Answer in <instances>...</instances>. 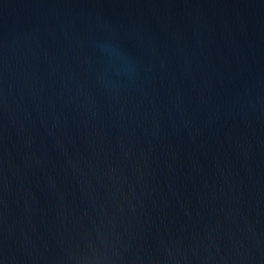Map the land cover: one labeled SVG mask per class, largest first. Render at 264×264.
<instances>
[{
	"label": "water",
	"instance_id": "water-1",
	"mask_svg": "<svg viewBox=\"0 0 264 264\" xmlns=\"http://www.w3.org/2000/svg\"><path fill=\"white\" fill-rule=\"evenodd\" d=\"M0 264H264V0H0Z\"/></svg>",
	"mask_w": 264,
	"mask_h": 264
}]
</instances>
